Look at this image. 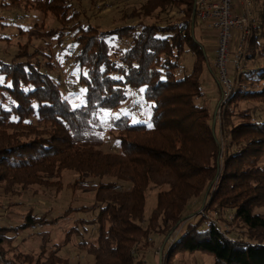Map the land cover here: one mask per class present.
I'll return each mask as SVG.
<instances>
[{
  "label": "trees",
  "instance_id": "obj_1",
  "mask_svg": "<svg viewBox=\"0 0 264 264\" xmlns=\"http://www.w3.org/2000/svg\"><path fill=\"white\" fill-rule=\"evenodd\" d=\"M82 1L0 0V28L3 20L32 11L55 16L59 45L72 35L68 51L83 71L78 83L85 90V104L74 108L51 74L52 54L31 52L30 42L10 59L0 55V185L12 195L15 186L59 190L69 172L77 175L70 187L95 193L93 207L68 208L54 218L51 211L39 216L29 208L21 224L0 225V264H16L5 247L18 234L71 214L79 217L68 238L77 235V246L95 264H146L138 246L172 232L178 233L167 249L169 263L180 253L203 252L214 256V264H264V211L256 212L264 209V9L256 13L244 65L234 71V88L221 105L228 135L222 147L210 110L198 102L205 99L201 79L209 58L195 33L196 0H147L132 9L136 24L112 30L82 23L85 12L75 5ZM187 54L194 59L189 71L182 60ZM141 88L152 104L151 119L132 123L116 111L130 89ZM245 102L257 105L240 109ZM106 133L116 150H102ZM149 190L159 192L146 219ZM198 199L218 220L225 217V230L209 215L186 223L187 208ZM88 226L97 229L95 243L79 232ZM42 248L28 263L72 264L58 254L42 260Z\"/></svg>",
  "mask_w": 264,
  "mask_h": 264
},
{
  "label": "rangeland",
  "instance_id": "obj_2",
  "mask_svg": "<svg viewBox=\"0 0 264 264\" xmlns=\"http://www.w3.org/2000/svg\"><path fill=\"white\" fill-rule=\"evenodd\" d=\"M145 1L147 0H84L82 2H76L75 5L79 11L85 12V16L81 18L82 23L88 22L101 30H112V28L125 25V23L136 24L137 20L132 15V9L138 7L139 4ZM250 1L255 26L259 21L256 13L264 9V0ZM3 22L6 26L0 28V38H7L8 42H0V55L10 59L19 50V46L26 42L31 43V52L35 49L40 52H50L54 58L53 62L55 65L51 74L58 80L64 97L70 101L74 108L84 105L85 99L83 96L85 90L78 83L79 75L83 71L81 72L77 65L72 64L70 51H68L72 49L73 38L72 35H68L63 43L59 45L56 38L57 30L60 26L55 16L52 14L45 16L43 13L32 11L27 13L26 16L18 17L16 21L9 19L6 22L3 20ZM204 30L205 28H202L201 24L197 25L195 29L196 37L206 47L207 58H209V67H207L216 73L218 80V73L215 70L214 63H210L215 38L211 35H207L208 37H206V34L203 33ZM237 37L238 35L234 34V38ZM262 44L264 46V40H262ZM233 50H236L235 46ZM182 60L183 66L188 71L191 70L194 61L193 56L187 54ZM208 68L205 70V75L201 79L205 99L199 100L198 102L206 108L208 107L213 118L217 112L215 134L218 136L223 147L228 135H226L224 130L225 123L221 106L222 92L219 84L216 83L215 79L210 77ZM3 83L5 81L3 77H0V84ZM129 94L128 102L116 112L120 115L128 116L132 123H139L137 121L150 122L152 104L144 99V88L139 90L130 89ZM140 101L145 104H142ZM256 105L255 103L245 102L241 103L240 109L246 110L247 107H254ZM109 114V112H104L102 115L107 119ZM105 141L106 144L102 148L104 152L116 150V140L110 134H105ZM220 160H222V156ZM76 178L77 175L74 173H65L62 178L63 186L59 190H57V187L45 188L37 184L28 185L27 188L15 186L13 191L15 193L14 195L8 192L6 184L3 183L0 185V225L17 226L21 224L29 208L34 209L35 214L39 216H42L44 212L51 211L50 218H54L55 216L62 215L68 208H81V206L93 207L94 190L73 189L69 186ZM109 180L113 179L106 178L105 182ZM158 192L159 190H149L147 194L145 203L146 219L149 218L148 216L157 205L156 199ZM202 204L201 199L191 201L186 211L190 218L186 223L198 221L201 215H209L213 219L218 220L220 216L216 212L206 211L202 207ZM263 211L264 209H261L256 212L263 213ZM226 216H228L227 219L229 221L234 219L231 212H227ZM78 217L77 215L71 214L68 218L59 219L55 222L44 224L42 227H36L18 234L17 240L14 243L10 242L5 247L6 257L15 261L16 264H30L28 262L31 259L36 261L42 254L41 249L43 250V246L44 255L42 256L44 257L42 260L56 257L58 254L63 259L71 261L72 264H95L96 259L87 250H81L77 246L80 242V238L77 235L71 236V239L68 238V232L74 227V223ZM218 222L225 230V217L219 219ZM182 227L180 228L182 229ZM79 232H83L85 239L91 243H95L98 237L96 227L88 226L86 229L79 228ZM37 233H41L43 236H39ZM177 233L172 232L169 236H165V238L161 235H153L151 240L154 243L150 242L147 248L144 245L138 246V259L144 260L146 264H214V256L203 252L180 253L174 257L173 263H169L166 260L167 249L173 243ZM59 246L62 249L57 252Z\"/></svg>",
  "mask_w": 264,
  "mask_h": 264
},
{
  "label": "built area",
  "instance_id": "obj_3",
  "mask_svg": "<svg viewBox=\"0 0 264 264\" xmlns=\"http://www.w3.org/2000/svg\"><path fill=\"white\" fill-rule=\"evenodd\" d=\"M194 6L199 22L216 33L217 46L213 63L218 73L223 104L234 88V71H239L246 59L248 42L254 27L251 1L196 0ZM234 34L238 37L234 38ZM234 46L236 50H233Z\"/></svg>",
  "mask_w": 264,
  "mask_h": 264
},
{
  "label": "crops",
  "instance_id": "obj_4",
  "mask_svg": "<svg viewBox=\"0 0 264 264\" xmlns=\"http://www.w3.org/2000/svg\"><path fill=\"white\" fill-rule=\"evenodd\" d=\"M201 24V23H200ZM201 26H202V28L204 27L205 28V30H204V34H206V37H208L207 35H211V36H213L215 39H214V41H213V48L212 49H214L215 50V48H216V33L214 32V31H212V30H210L208 27H206L205 25H202L201 24ZM214 50H212V60L210 61V63H213L214 62ZM209 71H210V77H212V79H215V81H216V83H218V80H217V75H216V73H214L212 70H211V68H209ZM220 85V84H219Z\"/></svg>",
  "mask_w": 264,
  "mask_h": 264
},
{
  "label": "water",
  "instance_id": "obj_5",
  "mask_svg": "<svg viewBox=\"0 0 264 264\" xmlns=\"http://www.w3.org/2000/svg\"><path fill=\"white\" fill-rule=\"evenodd\" d=\"M194 7H195V6H194ZM195 16H196V7L194 8L193 20H194ZM216 116H217V112L215 113V116H214V118H213V133H214V134H215V128H216V123H215V121H216Z\"/></svg>",
  "mask_w": 264,
  "mask_h": 264
}]
</instances>
